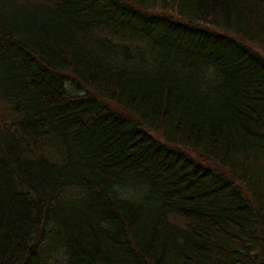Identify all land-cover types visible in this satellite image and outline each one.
Masks as SVG:
<instances>
[{
  "label": "trees",
  "instance_id": "trees-1",
  "mask_svg": "<svg viewBox=\"0 0 264 264\" xmlns=\"http://www.w3.org/2000/svg\"><path fill=\"white\" fill-rule=\"evenodd\" d=\"M0 264H264V0H0Z\"/></svg>",
  "mask_w": 264,
  "mask_h": 264
},
{
  "label": "rangeland",
  "instance_id": "rangeland-1",
  "mask_svg": "<svg viewBox=\"0 0 264 264\" xmlns=\"http://www.w3.org/2000/svg\"><path fill=\"white\" fill-rule=\"evenodd\" d=\"M72 84H73V83H72L71 81L68 80V82H67V87H68V86H71V87H72Z\"/></svg>",
  "mask_w": 264,
  "mask_h": 264
}]
</instances>
